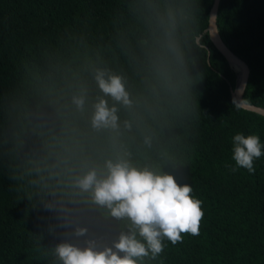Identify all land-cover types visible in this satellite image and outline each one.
Masks as SVG:
<instances>
[{
	"label": "trees",
	"instance_id": "trees-1",
	"mask_svg": "<svg viewBox=\"0 0 264 264\" xmlns=\"http://www.w3.org/2000/svg\"><path fill=\"white\" fill-rule=\"evenodd\" d=\"M214 1L0 0V264H61L62 242L111 246L129 222L74 181L117 159L172 173L202 201L199 235L143 264H264V155L254 173L232 159L238 132L264 145V116L231 97L235 72L207 34ZM218 30L250 67L243 100L264 107V0H221ZM98 70L132 100L115 130L91 126Z\"/></svg>",
	"mask_w": 264,
	"mask_h": 264
},
{
	"label": "clouds",
	"instance_id": "clouds-1",
	"mask_svg": "<svg viewBox=\"0 0 264 264\" xmlns=\"http://www.w3.org/2000/svg\"><path fill=\"white\" fill-rule=\"evenodd\" d=\"M95 80L103 95L93 105L91 126L96 130L118 129L117 105H132L124 78L98 70ZM106 97L114 103L110 105ZM72 103L83 110L85 96L74 95ZM125 126L131 127L127 122ZM232 140L235 165L254 173V161L264 155L259 136L238 132ZM105 167L102 175L94 167L88 169L75 178L74 186L91 193L93 203L107 208L113 218L127 220L128 230L122 231L111 246L100 247L93 240L83 247L68 242L57 244L55 254L61 264H143L144 258L156 260L162 254L165 240L175 245L183 241L182 234L199 235L204 215L202 201L192 195L188 183H179L172 173L135 167L125 159L108 160ZM237 167H231V171ZM86 232L84 227L75 229L76 236Z\"/></svg>",
	"mask_w": 264,
	"mask_h": 264
},
{
	"label": "water",
	"instance_id": "water-1",
	"mask_svg": "<svg viewBox=\"0 0 264 264\" xmlns=\"http://www.w3.org/2000/svg\"><path fill=\"white\" fill-rule=\"evenodd\" d=\"M221 0H215L213 7L210 12V20L207 34L210 37L214 46L220 51V53L225 57L229 66L233 70V65L240 67V74L235 72L236 75V83L235 87L231 88V97L233 101L243 109L256 112L260 115L264 116V107L258 106L255 104L247 103L243 100V95L248 88L251 70L247 62L237 56L234 52H232L222 40L219 30H218V13L220 7Z\"/></svg>",
	"mask_w": 264,
	"mask_h": 264
},
{
	"label": "bare ground",
	"instance_id": "bare-ground-1",
	"mask_svg": "<svg viewBox=\"0 0 264 264\" xmlns=\"http://www.w3.org/2000/svg\"><path fill=\"white\" fill-rule=\"evenodd\" d=\"M233 67V70L238 74V76H239V74L241 73L240 72V67L239 66H236V65H233L232 66Z\"/></svg>",
	"mask_w": 264,
	"mask_h": 264
}]
</instances>
